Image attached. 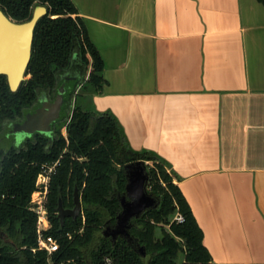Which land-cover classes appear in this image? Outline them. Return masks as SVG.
I'll use <instances>...</instances> for the list:
<instances>
[{
    "label": "crops",
    "instance_id": "obj_1",
    "mask_svg": "<svg viewBox=\"0 0 264 264\" xmlns=\"http://www.w3.org/2000/svg\"><path fill=\"white\" fill-rule=\"evenodd\" d=\"M72 2L105 63L96 110L175 175L214 264H264V3Z\"/></svg>",
    "mask_w": 264,
    "mask_h": 264
},
{
    "label": "trees",
    "instance_id": "obj_2",
    "mask_svg": "<svg viewBox=\"0 0 264 264\" xmlns=\"http://www.w3.org/2000/svg\"><path fill=\"white\" fill-rule=\"evenodd\" d=\"M36 6L47 7L49 14L35 30L29 79L13 93L0 76V140L39 108L43 96L53 101L62 87L65 113L53 124L51 137L35 134L22 146L12 143L0 152V228L8 239H0V264H146L142 247L150 257L147 264H177L180 255L181 264H214L175 175L155 154L133 150L112 113L94 107L93 98L105 85V63L84 21L74 17L72 0H0V9L18 23L29 21ZM57 161L46 207L52 225L47 235L57 240L59 250L48 256L32 252L37 217L29 207L42 166ZM136 162L146 164L148 192L158 207L132 222L131 241L97 238L106 227H114L127 183L125 166ZM76 186L82 216L67 218L62 226L59 199L72 209ZM178 216L185 221L177 223Z\"/></svg>",
    "mask_w": 264,
    "mask_h": 264
},
{
    "label": "water",
    "instance_id": "obj_3",
    "mask_svg": "<svg viewBox=\"0 0 264 264\" xmlns=\"http://www.w3.org/2000/svg\"><path fill=\"white\" fill-rule=\"evenodd\" d=\"M48 14L47 7L36 6L29 21L18 23L0 9V76L6 77L10 91L13 93H16L28 80L27 71L32 58L35 30L39 21ZM65 92V87H62L54 101L43 96L41 107L28 114L22 123L11 126L10 134L15 136L17 142L31 138L34 134L52 135L53 124L61 118ZM125 172L127 179L125 194L119 200L121 210L116 217L115 225L112 228L106 227L96 235L97 238L111 239L113 243L120 238L131 241L132 222L159 205L157 199L148 192L149 176L145 163L129 164L125 166ZM73 198L72 209H66L63 200L59 199L57 213L62 226L67 218L76 220L82 216L83 203L77 186ZM139 253L147 264L150 257L143 247L139 249Z\"/></svg>",
    "mask_w": 264,
    "mask_h": 264
},
{
    "label": "built area",
    "instance_id": "obj_4",
    "mask_svg": "<svg viewBox=\"0 0 264 264\" xmlns=\"http://www.w3.org/2000/svg\"><path fill=\"white\" fill-rule=\"evenodd\" d=\"M59 164L60 162L57 161L53 165L46 164L42 166L41 172L37 176L35 191L31 195L29 210L37 217V246L32 249L33 253L44 251L48 256H51L59 250V243L57 240L52 236L47 235L48 231L51 230L52 225L46 207L50 182L52 176L56 173V168ZM176 221L180 224L183 223L185 219L182 216H178ZM108 263L110 264V261H108Z\"/></svg>",
    "mask_w": 264,
    "mask_h": 264
},
{
    "label": "flooded vegetation",
    "instance_id": "obj_5",
    "mask_svg": "<svg viewBox=\"0 0 264 264\" xmlns=\"http://www.w3.org/2000/svg\"><path fill=\"white\" fill-rule=\"evenodd\" d=\"M21 23H22V22H21ZM53 101H54V100H53ZM39 107H41V105H40ZM63 109H64V107H63ZM62 112H63V110H62ZM62 112H61V117H62ZM11 129H12V127H10V130H9L8 135H5V137L3 138V142H4V141H7V140H10V141H12L13 145L16 146V145H17V141H16L15 136L10 134V133H11ZM34 135H35V134H34ZM34 135H33V136H34ZM33 136H32V137H33ZM32 137H31V138H32ZM31 138H26V139L20 141V142H22L20 146H22V145L24 144L25 141H27L28 139H31ZM0 239H1V240H4V241H8V239H7V235H6L5 231H4L2 228H0Z\"/></svg>",
    "mask_w": 264,
    "mask_h": 264
},
{
    "label": "rangeland",
    "instance_id": "obj_6",
    "mask_svg": "<svg viewBox=\"0 0 264 264\" xmlns=\"http://www.w3.org/2000/svg\"><path fill=\"white\" fill-rule=\"evenodd\" d=\"M27 78H28V77H27ZM28 79H29V78H28ZM41 97H42V96H41ZM63 107H64V106H63ZM70 108H72V107H70ZM69 110H70V109H67V110H66V113H68ZM64 113H65V112L63 111V112H62V115H63ZM65 134H66V131H64V135H65ZM65 136H67V135H65ZM47 137H51V135H50V136H47ZM0 138H1V136H0ZM21 143H22V142H17V145H16L15 147H20ZM11 144H12V141H10V140H7V141H5V142H3V143H2L1 140H0V152L7 150V147H9ZM183 259H184V256H183V255H180L177 264H181L182 261H183Z\"/></svg>",
    "mask_w": 264,
    "mask_h": 264
}]
</instances>
